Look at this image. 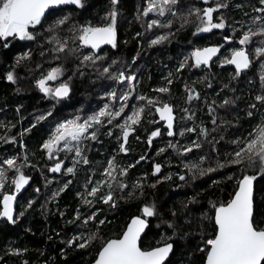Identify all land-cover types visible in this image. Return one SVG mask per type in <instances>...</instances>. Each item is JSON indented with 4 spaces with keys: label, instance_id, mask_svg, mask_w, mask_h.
<instances>
[{
    "label": "trees",
    "instance_id": "1",
    "mask_svg": "<svg viewBox=\"0 0 264 264\" xmlns=\"http://www.w3.org/2000/svg\"><path fill=\"white\" fill-rule=\"evenodd\" d=\"M218 1L226 5L216 12L225 27L216 31L198 33L197 28L203 25L194 12L189 15L194 9L210 7L211 0H178L172 8L179 15L158 16L159 23L151 29L148 28L150 19L158 13L144 15L149 0H118L115 6L111 0H82V7L66 6L64 17L68 16V20L63 25L49 31L55 22L43 21L29 42L21 45L14 42L5 49V42L0 38V167L6 173L0 197L11 192L9 180L18 174L15 169H9L4 160L16 158L20 172L28 178L15 204V222L0 221V264H87L105 240L120 235L127 220L134 215L147 221L138 242L141 249L170 242L173 248L163 264H202L206 241L215 232L213 211L230 199L244 175L256 177L252 219L258 229H264V172L260 164L257 162L249 167L246 162L241 165L228 163L233 158L230 154L243 147V143L232 141L243 142L250 134H255L251 132L255 118L249 115L245 123L244 109L253 99L254 88L248 83L238 89L232 85L235 80L221 74L226 85H223L219 96H224L218 97V103L223 99L230 103H224L223 111H216L210 64L188 67L187 62L181 68L176 65L182 61V55L189 56L190 44L209 45L221 41L222 36L238 40L249 29L259 32L264 27V19L253 23L256 17H264V12L257 11L264 8L260 0ZM113 7L117 11L115 27L122 45L121 54L106 48L96 53L103 59L95 64L83 61L85 55L79 52L83 46L73 39L78 35L73 27L106 25L110 21L104 18ZM184 17L188 23H184ZM148 35H165L167 39L152 45L146 43ZM57 40L67 41L69 49L79 48V51L75 54L67 50L54 52ZM250 44L248 50L251 52L264 47V34L252 37ZM135 50L139 94L145 89L144 82L153 85V91L156 86L166 83L168 91L175 92L172 98L161 92L153 97L141 94L156 102L162 98L172 106L176 114L174 136L167 138L160 132L149 143L148 135L155 128L153 106L156 103L148 105L147 100L138 99L134 108L143 107V112L140 122L132 125L133 132L125 143L126 151L119 147V125L125 120L115 118L109 124L105 117L102 124L89 129V133L96 132V139L89 136L80 143L82 156L88 163L73 156L71 175L67 179L66 176L63 180L57 179V175L44 166L43 143L59 123L68 121L69 114L72 113V119L79 117V122H83L106 104L113 106L107 94L118 85L115 77L125 66V56L130 57ZM25 52L30 56L17 63V58ZM155 65L158 67L153 71ZM7 66L12 67L10 70L15 76L9 83L4 80ZM54 67L61 68L64 78L70 82L67 104L46 99L35 87V80ZM105 67L109 68L108 73L103 72ZM249 72H256L254 80L264 85V72L260 68L257 71L250 68ZM77 110L80 115H75ZM40 116L45 119L38 120ZM238 124L248 129V135L244 137ZM190 128L194 131H187ZM201 128L207 131V136L201 134ZM194 141L200 147L184 152V148L192 147ZM170 144L176 147H169ZM201 157L205 158L203 162ZM110 160L117 168L111 188L105 173ZM218 162L226 166L217 168ZM193 163L198 164L199 169L190 170ZM156 164L161 166L160 172L152 175V166ZM210 167L216 170L207 172ZM121 168H127L123 176L119 175ZM200 169L205 170L204 175H200ZM181 176L185 179L181 180ZM102 180L105 183L100 186L101 191L96 196H89L91 188ZM118 182L126 187L121 189ZM61 188H64L62 192ZM109 191L114 203L101 200ZM84 199L92 201L91 205L85 204ZM146 205L154 208L155 215H143L142 209ZM93 213L95 218L85 223ZM101 220L105 222L100 224ZM77 236L81 239L70 245L68 241ZM86 240L85 247H77Z\"/></svg>",
    "mask_w": 264,
    "mask_h": 264
},
{
    "label": "snow or ice",
    "instance_id": "2",
    "mask_svg": "<svg viewBox=\"0 0 264 264\" xmlns=\"http://www.w3.org/2000/svg\"><path fill=\"white\" fill-rule=\"evenodd\" d=\"M118 0H111L112 5H116ZM178 0H149L148 6L144 9V15L151 12H157L159 16H164L165 12H171L174 16L179 15L177 12L173 11L172 5H176ZM207 2V0H205ZM260 3L264 5V0H260ZM76 5L77 7H82V0H0V38L7 37H19L21 40L34 39L32 33L29 31L30 27L39 25L42 21V17L45 16L46 10L58 5ZM225 4L218 3L216 7H207L204 9H194L189 15L194 12L197 19L203 25V27H198V32H208L212 29H222L225 27V23L221 18L219 22H213V13L218 9L225 7ZM259 12H264V8L257 9ZM202 13V14H201ZM116 17L117 11L115 7L107 14L104 18L108 21L104 26H92L83 25L79 29L73 27L74 32H78V35L74 36V40H78L81 46H90L91 49H99L101 45L111 44L115 47L116 42ZM264 17H256L253 23L257 20H262ZM68 20V16L55 21L53 25L50 26L49 31L54 30L58 25H63L65 21ZM187 17H184V23H188ZM172 22L169 21V24ZM158 24L157 20L151 21L148 24V28L151 29ZM259 34H264V27L259 29V32L252 31L249 29L244 32L242 38L238 41L240 45H247L252 37ZM167 39L165 35H161L156 39L151 41L152 45L161 43ZM231 37H225V40H230ZM7 47V44L4 45ZM68 51L70 54H75L79 51V48L69 49L67 46V41L57 40V47L53 49L56 53H63ZM217 47H206L203 49H196L192 56L195 58L196 65H207L209 61L219 52ZM257 56L264 55V47H258L255 50ZM30 56L29 52L23 53L17 58V63ZM103 57L96 55L95 53L91 55L83 56V61H90L95 64L96 61L102 60ZM227 64L235 66L236 74L239 75L244 69L250 66V54L245 51L243 47L239 50H233L231 52V58L224 61ZM184 65L181 64V67ZM104 73L109 72V68L105 67L103 69ZM62 75V69L58 67L52 68L47 72L41 79L36 83L39 89L54 98H64L69 94V84L60 83L59 86L51 88L47 86V82L56 81L59 76ZM118 81H127L130 85L135 79L134 75L126 76L124 72H120L118 76L115 77ZM7 79L12 81L14 79L13 74L10 72L7 75ZM264 79V77H262ZM171 83V80L168 81ZM159 92H167L168 88L162 87L157 89ZM108 96L116 99L117 93L115 91L108 93ZM131 95V91L126 92L119 96L121 101H127L128 97ZM193 97L190 95L189 100ZM139 100H146L144 96L137 97ZM258 101L264 102V96H257ZM157 103L152 99H147L148 105H154ZM225 104L230 103V101L225 100ZM252 107H255L253 105ZM124 111L122 106L117 111H112L109 105H105L98 112L88 116L83 122H79L80 118L68 120L66 122L59 123L56 128L52 131L50 137L43 143L42 148L46 149L50 157L53 154L54 149L56 151L67 150L75 151L77 157H81L84 164L88 163L87 158L82 156V148L80 143L87 139L89 136L91 139H96V132L93 131L89 133V129L93 128L94 125H100L103 123L105 117L108 118V123L111 124L112 121L121 115ZM156 111L160 114L162 120L167 121L168 135L173 136V109L172 107L164 103L161 107H156ZM210 111H212L210 109ZM143 112V107L134 109L131 115L125 118V122L119 127L122 129V137L124 143L120 145L121 151H126L125 143L127 138L132 131V125L138 124L141 119V113ZM251 115V113H249ZM191 118V117H189ZM38 120L45 119V116H40ZM213 123H216L215 118ZM27 131V130H25ZM191 132L194 129H187ZM201 134L207 136V131L201 128ZM254 135L249 136L245 141L238 142L232 141V143H243V147H240L238 151L230 154L233 158L228 162L230 164L241 165L247 163L249 167H252L255 163H259L261 166V171L264 172V124L258 125L254 129ZM160 134L159 129L153 131L149 137V143H151L152 138ZM183 134V133H181ZM111 135V132H109ZM223 139V137H221ZM63 142V148L59 146ZM72 142H76L73 145ZM169 147L175 148L176 145L170 144ZM200 144L196 141L193 142L192 147L184 148V152H191L193 148H199ZM215 150V149H214ZM164 151V149H160ZM144 157H141L143 160ZM205 158L201 157V162ZM8 166L9 169H15L18 175L12 180L16 191H20L28 183V178L20 172L19 167L16 163V158H10L4 160L3 162ZM63 161L57 162L54 167L50 168L51 172H60ZM226 165L217 163V168L225 167ZM131 167V165L129 166ZM186 167H189L186 165ZM161 166L156 164L154 166V173L160 172ZM191 169H199V165L196 163L191 164ZM73 167L67 168L68 173L73 172ZM116 165L112 160L108 162V167L105 169V173L109 178L108 186L111 188V181L116 180L114 173L116 172ZM216 169L208 168L207 172H213ZM127 172V168L119 169V175L123 176ZM205 170L200 169V175H204ZM256 177L250 175H244L242 179L238 181V190L235 193L233 199H231L226 205L220 204L215 207V223L217 225V231L213 239L206 241V264H264V229H258L253 223V212H252V201H253V181ZM6 179L5 170L0 167V187H3L4 181ZM181 180L185 177L181 176ZM105 181L97 182V186L91 188L88 192L89 196H96L100 191L101 187ZM118 185L121 189L125 188L126 185L119 183ZM153 187L155 185H152ZM65 188L67 185L64 186ZM139 187V185H136ZM64 188H61L62 192ZM39 191V189H37ZM59 193H54L58 195ZM12 200L13 196L4 195L3 197V211H0V216L6 217L9 221L15 222L12 215ZM104 203L113 202V196L111 191L106 195L101 197ZM84 203L91 205L92 201L84 199ZM142 213L145 217H151L155 215V210L152 206H144ZM95 213L87 217L85 223L88 220L95 218ZM105 221H99L103 224ZM146 227V221L139 217L133 218L129 224L127 230L123 233L121 238L111 239L106 241L102 249L99 251L98 258L95 264H163L165 258L169 255L173 248L171 243H165L162 247H156L152 250H142L138 244L137 240L140 237L141 232ZM89 237L88 239H92ZM81 237H73L68 243L71 245L73 241L80 240ZM85 243H79L77 247L83 248L86 246ZM205 249H202V251Z\"/></svg>",
    "mask_w": 264,
    "mask_h": 264
},
{
    "label": "flooded vegetation",
    "instance_id": "3",
    "mask_svg": "<svg viewBox=\"0 0 264 264\" xmlns=\"http://www.w3.org/2000/svg\"><path fill=\"white\" fill-rule=\"evenodd\" d=\"M194 1L201 2V0H194ZM232 1L233 0H230V2H232ZM218 3H219L218 0H211L210 7H214L215 8ZM66 6H74V5H71V4L58 5V6H54V7L50 8L49 10H46V13H48V12L49 13L45 14V16L42 17L41 23L43 21H53V22H55L58 19L63 18ZM207 7H209V6H207ZM207 7L204 6L203 9L207 8ZM217 10L213 13V22H219L220 21V18H218L217 14H216ZM173 11H174V9H173ZM165 14L167 16H174L171 12H168V11H166ZM158 16L159 15H157L156 17L153 16L150 19V22L153 21V20H157ZM160 17H163V16H160ZM41 23L39 25L34 26V27H30L29 31L31 33L35 32L37 30V28L41 25ZM98 26H104V25H98ZM212 30L216 31L217 29H212ZM198 33H202V32H198ZM242 35H240V38L238 40H234L232 37H231L230 40H225V36H222L221 37V41H216L213 44L212 43L209 44L211 46H214V47H217V48L220 49L219 52L212 58L211 62L209 63L210 66H211V73H213V77H212V91H213V94H214L213 108L216 111H223L224 110V107H222L224 105V99H223V101L218 103V97L219 98H223V96H224V95L223 96L222 95L219 96L220 93L223 91V88L225 87L223 85H226L225 83L223 84L225 79L220 76L221 74H223L229 80H235V82H234L235 84H232V85L237 86L238 89L241 88L243 85H247L248 86V83H249V85H251L254 88L255 91L253 92L252 101H250L247 104V106L244 108L245 109V119H246L245 123H247V121L249 119V113H251V115L255 118V120L253 122L254 125H251V129H252L251 132H254V129H256L258 125L264 124V102L258 101L256 99L257 96H263L264 95V91H263L264 85L261 82L254 80V74L256 72H249V70L251 68L253 71H257L260 68V70H262V72H264V55L257 56L255 54V50L257 48L255 50H253V52L249 51L248 47L251 46L250 42L247 45H243V46L240 45L238 41L242 38ZM216 37H217V34H215V38ZM156 38L157 37L155 35H151V36L148 35V37L146 38V43L149 44V43H151L152 40H154ZM2 40H4L5 44H7V47L4 46L5 49L8 48L10 46V44H12L14 42L19 44V45H21V44H23L25 42L31 41V40H27V39L21 40L19 37H7V38H2ZM121 41H122V38H121ZM121 46H122L121 43L118 42V34H117V31H116L115 47H113L111 44H106V45L101 46L99 49L93 50V49L90 48V46H83V49L80 50L79 52L84 54V55H91L93 53L96 54L97 52L103 51L106 48H110V49L116 50L118 54H121V52H122ZM189 46H191L189 56L182 55L180 57V59H182V61L180 63L176 64L177 67L181 68V64L184 65L187 62H188L187 63L188 67L191 66V65L197 67L195 58L192 56V53H193V49L200 48L202 46L191 45V44ZM204 46H206V45H204ZM241 47H243L245 49V51H247L250 54V61L251 62H250V66L247 69H244L239 75H237L235 67L233 65H231V64L225 63L224 61L231 57V52L233 50H239ZM126 53H127V51H126ZM121 56H123V55H121ZM124 60H125V66L121 67L118 70L117 76H118V74L120 72H124L126 76L134 75L135 79L132 81L131 85L127 81H123L122 82V81H118L117 80V82H118L117 87L115 88V90L112 89V91H111V92L115 91L117 93L116 99H113L111 97L112 102L115 105L116 111L119 110L122 106L124 107V111L121 113V115L119 117H116V118H119L121 120H125L127 115L129 113H131L132 110L134 111V109H135L134 108V104L136 102H138L137 101L138 100L137 97H140L141 94H143V95L147 94V95H150L151 97H153L156 93L159 92V91H153L154 90L153 85L144 82V85H145L144 88L145 89L142 90L143 93L139 94V92H140L139 79H138L139 72H137V69H136L137 68L136 67L137 66L136 50L133 52V54L130 57L127 58L125 56ZM199 66H203V65H199ZM153 67L156 68V69H153V71H155V70H157L158 65H155ZM10 69H12V67L11 66H7L6 72L4 73V80L6 82H8V83L11 82V81H9L7 79L8 73L11 72L13 74V71L10 70ZM164 71H166V69H164L163 72ZM257 76L259 77L260 75L257 74ZM13 77L15 78L14 75H13ZM41 78H38L37 80H35V87H36V89L38 90V92L41 95H43L46 99L52 100L54 103H64V104L65 103L66 104L69 103L68 100H69L70 91H69L68 96L64 97V98H54L52 96H46L45 94H43V92L39 89V87H38V85L36 83ZM60 83H68L69 84V89L71 90L70 82L67 79L64 78L63 74L58 77V82L55 83L54 88L59 86ZM165 84L166 83H164V85H162V86H156V90L159 89L160 87H165ZM129 91H131V95L128 97V100L126 102L125 101H121L119 99V96L122 95L124 92L126 93V92H129ZM111 92H109V93H111ZM163 93L166 94L167 96H169L170 98H172L171 96L173 94H175L174 91H170V90L167 91V92H163ZM164 103L169 104L168 102H165L164 99H162V98L158 99L157 103L153 106L154 115H155V107H160ZM253 105H255V107H252ZM71 114L68 115V118H71ZM173 114L175 115V119H176V114H175L174 110H173ZM154 124H155V128L158 127L159 131L160 132H164V134H165L166 129H164L162 127V122L161 121L160 122L157 121V116L156 115H155ZM252 126H254V127L252 128ZM174 127H175V120H174ZM174 127H173V132H175ZM238 127H240L239 130L241 132H244V137L246 135H248L249 131H248V129L246 127L245 128H241L240 124H238ZM154 129H152L150 132H152ZM120 132H121L120 138H121V144H122V143H124V141L122 139V129L120 130ZM131 132H133V128H132ZM153 139H154V137L152 138V140ZM148 140H149V137H148ZM72 143H73V145H75V142H72ZM59 147L62 149L61 145ZM44 151H45V153H44L45 156L43 157L44 158L43 162H44L45 168L50 169V168L54 167V165L57 162L63 161L60 172H51V171H49V172L51 174L57 175V179L63 180V178L65 176H66V179H67V176L71 175V173L67 172V168L71 167L72 157L74 156V151H67V150L56 151L54 149L53 154L51 155V157H50V155H49V153L47 152L46 149H44ZM50 159H52L53 161L50 160ZM153 166H152V175L154 173ZM63 171H65V172H63ZM156 174L157 173H155V175ZM54 182H56V179H55ZM20 191H21V189H20ZM12 192H14V191H11L9 193H12ZM17 199H18V197H17ZM17 199H16V201H17ZM0 221H2V220H0Z\"/></svg>",
    "mask_w": 264,
    "mask_h": 264
},
{
    "label": "water",
    "instance_id": "4",
    "mask_svg": "<svg viewBox=\"0 0 264 264\" xmlns=\"http://www.w3.org/2000/svg\"><path fill=\"white\" fill-rule=\"evenodd\" d=\"M106 45V44H105ZM101 46H103V45H101ZM100 46V47H101ZM206 47H214V46H211V45H206V46H202V47H200V48H195V49H193V52L196 50V49H203V48H206ZM214 57V56H213ZM212 57V58H213ZM231 58V57H230ZM229 58V59H230ZM212 60V59H211ZM211 60L209 61V63L211 62ZM208 63V64H209ZM203 65V64H202ZM234 66V65H233ZM235 67V66H234ZM161 107V106H160ZM155 115L157 116V121H161L162 122V127L164 128V129H166V132H165V136L167 137V138H171V137H173V136H169L168 135V127H167V121H165V120H162L161 118H160V114L156 111V107H155ZM174 120H175V115L173 114V127H174ZM172 131H173V128H172ZM174 133V132H173ZM122 139H123V137H122ZM124 141V140H123ZM153 169H154V167H153ZM153 175H155V174H153ZM243 177H241L240 179H242ZM239 179V180H240ZM238 190V183H237V186H236V189H235V191L233 192V194L231 195V197H230V199L225 203V205L231 200V199H233L234 198V196H235V193H236V191ZM18 194H19V191H14V192H12V193H4V194H2V196L0 197V211H3V197H4V195H11V196H13V200H12V215H13V218H14V215H15V203H16V199H17V197H18ZM136 217H139V218H141V219H144V218H142V217H140V216H136V215H134V216H131L128 220H127V222L125 223V226H124V228H123V230H122V232L120 233V235L118 236V237H115V238H109V239H107V240H105V242L101 245V247L99 248V250L96 252V254H95V256H94V258L91 260V261H89L87 264H95V261H96V259L98 258V254H99V251L102 249V247H103V245L106 243V241H108V240H111V239H118V238H121L122 237V235H123V233L127 230V228H128V226H129V224L131 223V221H132V219L133 218H136ZM213 222H214V225H215V232H214V235H213V237L211 238V239H213L214 238V236H215V233H216V231H217V225H216V223H215V209H214V211H213ZM0 220H5L7 223H11L12 221H9L6 217H2V216H0ZM145 220V219H144ZM146 221V220H145ZM146 227H147V221H146ZM146 227L144 228V230L141 232V234H140V237L142 236V234L144 233V231H145V229H146ZM140 237L138 238V240H137V244H138V242H139V239H140ZM167 243H170V242H167ZM164 244L165 243H163V244H159V245H155V246H153V247H151V248H148V249H142V250H152V249H154V248H156V247H162V246H164ZM138 246H139V244H138ZM208 247V246H207ZM206 250H207V248H206ZM171 252V251H170ZM170 254V253H169ZM169 256V255H168ZM167 256V257H168ZM167 257L165 258V260L167 259ZM202 264H206V251H205V254H204V258H203V261H202Z\"/></svg>",
    "mask_w": 264,
    "mask_h": 264
},
{
    "label": "rangeland",
    "instance_id": "5",
    "mask_svg": "<svg viewBox=\"0 0 264 264\" xmlns=\"http://www.w3.org/2000/svg\"><path fill=\"white\" fill-rule=\"evenodd\" d=\"M157 37H159V36H157ZM2 39V38H1ZM58 82V79L56 80V81H49V82H47V86H49V87H51V88H54V85H55V83H57ZM125 93V92H124ZM123 93V94H124ZM43 94H45L44 92H43ZM46 96H50V95H48V94H45ZM110 109L112 110V111H116V109H115V105L113 104V106L112 107H110ZM77 113L75 114V115H80V110H77L76 111ZM133 113V110H132V112L131 113H129L128 115H131ZM127 115V116H128ZM68 120H72V118H68ZM157 129H159L158 127H156L153 131H156ZM152 131V132H153ZM152 132H150L149 133V137L151 136V133ZM120 135H121V132L119 133V137H120ZM75 144H76V142H75ZM61 147L63 148V142L61 143ZM74 156H76V153H75V151H74ZM77 157V156H76ZM76 159V158H75ZM73 165L71 164V167H72ZM18 174H16L15 176H13L10 180H9V183H11V186H12V190L11 191H15L16 189H15V186H14V184L12 183V180L17 176Z\"/></svg>",
    "mask_w": 264,
    "mask_h": 264
}]
</instances>
